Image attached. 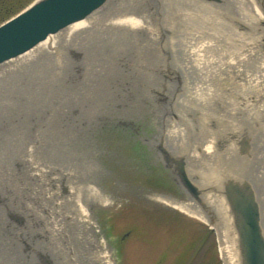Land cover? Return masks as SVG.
<instances>
[{
    "label": "rangeland",
    "instance_id": "1",
    "mask_svg": "<svg viewBox=\"0 0 264 264\" xmlns=\"http://www.w3.org/2000/svg\"><path fill=\"white\" fill-rule=\"evenodd\" d=\"M35 1L0 0L10 7L0 25ZM247 1L108 0L90 15L111 11L101 25L0 77V264H42L41 253L54 264H97L100 241L114 264H224L214 225L165 201L175 187L155 144L162 137L175 148L169 130L185 117L186 142L196 128L212 130L204 114L229 107L241 112L233 126L255 119L264 130V11L258 17ZM119 4L146 26L110 24ZM196 91L219 100L203 107ZM221 133L219 149L236 141ZM75 184L110 201L91 202L96 218L83 235L66 217L76 215L65 191Z\"/></svg>",
    "mask_w": 264,
    "mask_h": 264
},
{
    "label": "bare ground",
    "instance_id": "2",
    "mask_svg": "<svg viewBox=\"0 0 264 264\" xmlns=\"http://www.w3.org/2000/svg\"><path fill=\"white\" fill-rule=\"evenodd\" d=\"M114 2V0H113ZM257 2V3H256ZM112 3V2H111ZM242 3V0H233V4H235L236 7H240ZM246 3L250 4L253 9L255 10L258 17H260V11L257 5L259 4L258 1L255 0H248ZM121 4L113 6L114 8L119 9L121 16L118 17H111L110 24H114L119 27H130V28H143L146 26L147 21L145 20V16H137L136 11H132L130 8V5L125 4V6L128 8H121L119 7ZM113 7H111L113 9ZM110 8V10H111ZM241 8V7H240ZM201 9L203 10L202 6L200 8H196V10ZM261 10V8H260ZM111 11H105L104 13H95V15L88 16L87 18L80 20L78 22H75L71 25H69L66 29H62L63 33L59 34L58 36H49L45 41L40 42L34 47H31L26 52L22 53L21 55H18L16 57H13L9 60H6L4 62L10 63L5 64L0 69V77L3 75H11L14 70L18 69H28L29 66L33 65V63L36 61H41L44 59L45 55H51L52 50L55 49V47L62 41H71L72 39H75L78 36H85L90 29L96 26V24H102L101 22L110 15ZM137 14V15H136ZM261 18V17H260ZM264 33V28H263ZM2 62V63H4ZM12 62H14L12 64ZM238 64V63H237ZM29 65V66H28ZM237 67L240 66V64L236 65ZM20 71H16L15 74L19 73ZM196 97L192 99L195 101L196 104H200L201 106L207 107L209 104H213L215 101H218V97H212V95H209L207 92H195ZM224 103V101H222ZM263 108V106H262ZM260 108V109H262ZM233 108L229 107L230 112H226L225 114H221L219 112H216L215 114H211L206 112L204 114V119L207 120L211 116L214 119H219L221 121H225L224 126L227 124L229 125V122H232L231 126L227 129L228 133H230L231 137L235 138H245L248 133L244 126H233L238 124L237 120V114L241 113L240 111H233L231 112ZM236 109V108H234ZM260 114L264 116V112L257 108ZM227 111V110H226ZM237 112V113H236ZM228 113H232L235 115V119H232L230 117H227L229 115ZM227 114V115H226ZM214 115V116H213ZM252 122V121H251ZM236 123V124H235ZM183 124H188L187 121L183 122ZM219 125L220 127H224L223 125ZM177 128L173 130L170 128L169 130V137L171 138L173 145L177 147L178 149H182L184 155H187L190 159V162L188 164V167L192 171V174L195 175L197 178H199V181L203 185H211V191L207 193L206 202L208 205V209L211 213H206L202 210V207L199 205V203L187 199V201H180L175 200L173 198L167 199L165 198V201L168 205L179 209L193 217L202 219L203 221H210L213 222L214 228L218 234L219 242H220V251L222 254V259L224 264H242V258H241V252H240V245H239V237L238 232L236 230L235 224H234V215L231 210L230 204L223 192H220L226 185L227 180L230 178H237V179H246L251 183L255 191L258 193V197L260 200V203L262 205L261 212L262 216L264 217V134L262 132L264 131L261 128H258V124L256 122L255 125V135L253 136L254 140H252V148L249 150H245V152H242L239 150V146L236 145L235 142L231 141L228 142L227 145L222 144V149H219L221 146V143L219 142V131L216 129V131L213 130H199V132L196 131V134L193 135L192 139L187 138V142L184 139V132L181 129L182 124L176 126ZM205 127V125H204ZM185 128V127H184ZM209 128V127H208ZM215 130V129H214ZM244 130V131H243ZM202 132V133H200ZM199 133V134H198ZM261 133V134H260ZM218 136V137H217ZM186 138V137H185ZM244 141V139H243ZM254 141V142H253ZM223 143V142H222ZM224 146V148H223ZM173 150H175L174 147L171 146ZM180 151V150H178ZM182 151V150H181ZM242 152V153H241ZM241 154V155H240ZM44 166H47V170L44 169ZM41 167L42 175L45 176L46 172H48L49 168L52 166L44 165ZM61 169H58V172ZM45 173V174H44ZM61 174L65 175V171H60ZM68 174V173H67ZM72 175V174H71ZM69 176V174H68ZM80 178V176H79ZM68 179H70L68 177ZM52 180L55 182L57 181V177H53ZM82 181L81 179H79ZM247 181V182H248ZM56 184V189L60 190L59 185ZM255 184V186L253 185ZM58 185V186H57ZM87 185V184H86ZM83 187L84 190H82V186L75 184L71 186V189H67L66 187L65 191H69L68 198L69 203H72L74 205V209L76 210V215L70 217V220L75 221L74 222V231L77 233V228L80 229L81 235L85 233V231H88V229L91 228V226L94 225L92 222L95 217L94 212V203H98L97 200H100L104 203H110L108 199L102 198V194L100 193V190L97 187ZM84 191V193H83ZM51 193V192H50ZM81 193L84 194L85 197H87L83 203V200L81 199ZM52 194V193H51ZM72 198V200H71ZM94 203H91V202ZM90 204V205H89ZM88 205V206H87ZM71 213H73L72 209H70ZM74 214V213H73ZM208 214H212L214 216L210 217ZM96 218V217H95ZM210 219V220H207ZM18 221L23 222V220H20L17 218ZM52 226L53 230L57 233L65 234L66 230L64 231L65 226L57 227L55 225V222L53 219ZM54 224V225H53ZM77 225L79 227H77ZM63 229V231H62ZM63 232V233H62ZM63 236V235H62ZM64 238V236H63ZM96 247L99 249V253H97L96 258H92L95 260L97 264H114L112 257V252L109 250L106 251L105 244L103 241L96 242ZM116 246V245H115ZM118 246V245H117ZM57 248L61 247V244L56 245ZM119 245V249H120ZM62 248V247H61ZM124 249L120 250L119 256H123ZM70 256V255H69ZM76 254L72 252V255L69 257L70 261L75 262Z\"/></svg>",
    "mask_w": 264,
    "mask_h": 264
},
{
    "label": "water",
    "instance_id": "3",
    "mask_svg": "<svg viewBox=\"0 0 264 264\" xmlns=\"http://www.w3.org/2000/svg\"><path fill=\"white\" fill-rule=\"evenodd\" d=\"M108 0H36L29 7L0 25V64L21 55L69 25L83 20ZM223 3L225 0H208ZM258 1L264 11V0ZM257 3V2H256ZM259 8V9H260ZM167 167L178 169L180 183L188 198L211 213L206 202L211 185H203L189 174L187 155L175 156L164 138L155 144ZM246 179H228L223 192L234 215L238 232L242 264H264V223L259 195ZM205 198V199H204ZM210 217L214 216L208 214ZM212 215V216H211ZM207 220H210L207 218ZM210 222V221H208ZM213 222H211L212 224ZM214 225V224H213ZM42 264H54L49 254L41 253Z\"/></svg>",
    "mask_w": 264,
    "mask_h": 264
},
{
    "label": "flooded vegetation",
    "instance_id": "4",
    "mask_svg": "<svg viewBox=\"0 0 264 264\" xmlns=\"http://www.w3.org/2000/svg\"><path fill=\"white\" fill-rule=\"evenodd\" d=\"M14 1L15 0H12V7H13V3H14ZM14 4H16V2L14 3ZM0 7H1V9H0V13H4V12H7L9 9H10V7H9V4H7V5H5V8H3L2 7V5H0ZM215 108H217V106H214V109ZM185 112V115H187V116H189V111H187V110H184ZM212 111H208V113H210V115L212 114L211 113ZM213 114H215V113H213ZM214 116V115H213ZM187 121V123L188 122H190L189 121V118L188 117H185L183 120H181L180 121V123L179 122H177V124L178 125H180V124H182L183 125V127H184V125L186 126V124H183V122H186ZM256 120L254 119V120H252V122H250V124H247V123H245V125H241V126H244L245 127V129L246 130H248L247 132L248 133H246L247 135L246 136H244L245 138H235V143L239 146V149H241L240 151H242V152H245V150H249V149H251L252 148V146H251V144H252V140H254V138H253V136L255 135V125H256ZM222 123H225V121H221V120H219V119H214V118H212V116L207 120V124H206V126H208L209 128L210 127H212L211 129L212 130H214V128H217L218 129V131L219 132H222V133H228V128L232 125V124H227L226 126H224V124H222ZM223 125L224 127H220L219 125ZM253 126V128L251 129V127L250 126ZM186 128V127H185ZM216 131V130H215ZM244 131V130H243ZM221 133V134H222ZM230 134V133H229ZM243 139H244V141H243ZM234 142V141H233ZM254 142V141H253ZM149 146H150V144H149ZM179 149H177L176 147H175V156H183L184 154H186V153H184V151H183V149H182V151L180 150V151H178ZM241 152V153H242ZM159 154V153H158ZM162 161V160H161ZM162 164H163V166L165 167V169H167V171H168V173H169V178H170V180H171V185L173 186V187H175V200H179V198L181 197V195L182 194H184V197H186L185 199H188V196H187V194L185 193V189H184V187L182 186V184L180 183V177H179V172H178V169H176L177 167H176V165H175V170L173 169V168H171V167H167V166H165L164 165V163L162 162ZM188 170H189V174L194 178V176H193V174H192V171L190 170V168L188 167ZM180 190V191H178V192H180L179 194H177V190ZM173 197H174V195H172ZM172 197V198H173ZM174 199V198H173ZM205 199V198H204Z\"/></svg>",
    "mask_w": 264,
    "mask_h": 264
}]
</instances>
